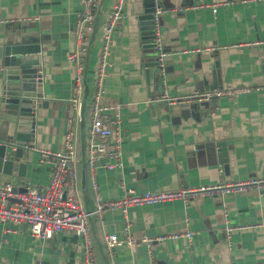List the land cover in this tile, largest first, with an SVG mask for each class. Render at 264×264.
<instances>
[{
	"label": "crops",
	"instance_id": "crops-1",
	"mask_svg": "<svg viewBox=\"0 0 264 264\" xmlns=\"http://www.w3.org/2000/svg\"><path fill=\"white\" fill-rule=\"evenodd\" d=\"M136 1L126 0L104 80V102L122 107L123 166L97 168L101 201L123 198L129 189H187L222 178L237 182L264 175V2L159 0L164 10L159 33L168 51L159 79L155 67L147 74L152 50L142 44ZM113 2H103V21L90 55L85 118L96 90L101 27L113 13ZM82 10L81 0H0V35L22 36L41 47L48 105L39 109L36 145L29 156L31 186L49 183L51 166L41 161V152L62 148L71 123L81 143V102L73 100L80 68L70 54L78 47L75 25ZM215 89L235 92L213 101L171 103L164 98ZM226 153L230 175L222 160ZM0 173L2 182H13L11 175ZM87 183L96 208L89 168ZM127 214L137 242L117 246L113 253L107 250V236L124 237L125 213L105 208L94 214L92 240L100 264L97 255L106 264L101 248L110 264H264V226H256L264 222V186L137 204ZM228 225L244 227L229 238ZM187 229L194 232L191 241L174 236ZM144 236L164 238L146 243ZM85 249L84 238L70 230L43 239L26 223L6 226L0 220V264H83Z\"/></svg>",
	"mask_w": 264,
	"mask_h": 264
},
{
	"label": "built area",
	"instance_id": "built-area-1",
	"mask_svg": "<svg viewBox=\"0 0 264 264\" xmlns=\"http://www.w3.org/2000/svg\"><path fill=\"white\" fill-rule=\"evenodd\" d=\"M264 2V0H262ZM100 0H81L83 10L75 25V35L78 47L70 54V59L76 61L80 72L75 81L74 102H81L84 90L85 57L89 48V39L97 15ZM126 0H114L113 13L104 25V44L101 49L99 62L96 68V90L93 96L90 118L87 123V153L86 160L93 178V190L97 196L98 204L94 213H101L105 208H121L126 216L124 226V237L116 233L107 236V250L113 253L114 248L120 245L132 246L137 242L132 233L131 222L128 217V208L143 203H156L174 198H194L221 195L225 196L231 192L244 190L251 187L264 186V175L229 182L222 178L220 182L193 186L187 189L177 190H153L137 192L127 190L123 198L111 201H101L99 197V186L96 181V170L99 167L108 169L120 168L123 166L122 154V107L121 104H108L104 102V80L109 65V54L113 41V33L119 27L124 16ZM163 9L158 7L154 12L156 32V44L158 49V60L162 73L164 72V61L168 55L162 38L159 33V25ZM235 90L215 89L208 92H195L190 96L180 99L173 98L168 94L164 98L171 103L199 100H216ZM78 135L74 125L66 133L65 144L58 150H42L41 161L49 163L51 175L46 186H27L26 191H15L13 182H2L0 173V220L7 226L10 223H26L30 232L43 239H48L65 230L82 236L85 240V253L83 264H100L95 256V249L92 240V229L90 223L91 212H88L82 197V187L79 174V163L81 158L78 155ZM256 226H264V222ZM244 226L226 227L227 236L230 238L232 231ZM193 230L175 234V237H186L189 241L193 238ZM144 236L141 241L151 243L155 239Z\"/></svg>",
	"mask_w": 264,
	"mask_h": 264
},
{
	"label": "water",
	"instance_id": "water-1",
	"mask_svg": "<svg viewBox=\"0 0 264 264\" xmlns=\"http://www.w3.org/2000/svg\"><path fill=\"white\" fill-rule=\"evenodd\" d=\"M103 2L97 12L94 26L89 39V48L85 59L84 94L81 101V150H82V197L88 212H91L90 223H93V199L88 190L87 174V129L84 110L90 93L88 69L94 40L103 21ZM161 4L159 0H137L134 4L135 13L141 24L142 44L151 49L152 60L147 62L149 69L155 67L154 75L159 79L162 68L158 60L156 44V28L154 12ZM12 38L0 35V172L13 177L15 191H26L30 171V153L36 145V131L39 109L48 105L44 98L42 62L39 43L26 42L22 36ZM216 85H214L215 87ZM213 87V88H214ZM225 162L226 173L230 175L227 153L222 159ZM29 184V183H28ZM102 250L106 264H110L108 253Z\"/></svg>",
	"mask_w": 264,
	"mask_h": 264
},
{
	"label": "trees",
	"instance_id": "trees-1",
	"mask_svg": "<svg viewBox=\"0 0 264 264\" xmlns=\"http://www.w3.org/2000/svg\"><path fill=\"white\" fill-rule=\"evenodd\" d=\"M84 57L86 58V54L84 55ZM89 117H90V109H89V112H88V109H87V111H86V119H89ZM78 155H79V158H82V150H81L80 140L78 141ZM81 171H82V165H81V163H79L80 182H81ZM89 172H90V170H89ZM97 257H98V259L100 260V262L102 264V261H101L100 257L98 255H97Z\"/></svg>",
	"mask_w": 264,
	"mask_h": 264
},
{
	"label": "rangeland",
	"instance_id": "rangeland-1",
	"mask_svg": "<svg viewBox=\"0 0 264 264\" xmlns=\"http://www.w3.org/2000/svg\"><path fill=\"white\" fill-rule=\"evenodd\" d=\"M101 31H104V26L101 27Z\"/></svg>",
	"mask_w": 264,
	"mask_h": 264
}]
</instances>
